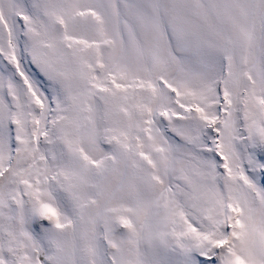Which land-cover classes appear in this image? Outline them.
<instances>
[{"label":"snow or ice","instance_id":"6c2138e0","mask_svg":"<svg viewBox=\"0 0 264 264\" xmlns=\"http://www.w3.org/2000/svg\"><path fill=\"white\" fill-rule=\"evenodd\" d=\"M0 264H264V0H0Z\"/></svg>","mask_w":264,"mask_h":264}]
</instances>
